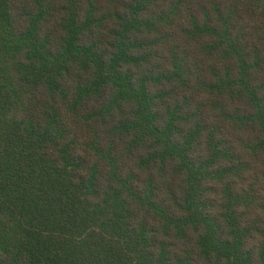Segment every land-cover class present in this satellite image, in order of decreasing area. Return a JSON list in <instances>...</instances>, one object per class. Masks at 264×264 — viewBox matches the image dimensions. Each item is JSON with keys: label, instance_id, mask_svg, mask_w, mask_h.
<instances>
[{"label": "trees", "instance_id": "obj_1", "mask_svg": "<svg viewBox=\"0 0 264 264\" xmlns=\"http://www.w3.org/2000/svg\"><path fill=\"white\" fill-rule=\"evenodd\" d=\"M0 264H264V0H0Z\"/></svg>", "mask_w": 264, "mask_h": 264}]
</instances>
